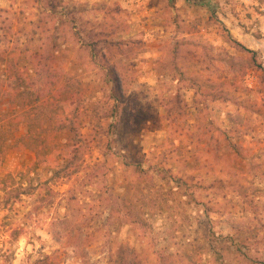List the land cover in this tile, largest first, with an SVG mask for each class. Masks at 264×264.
<instances>
[{"label": "rangeland", "instance_id": "374dc122", "mask_svg": "<svg viewBox=\"0 0 264 264\" xmlns=\"http://www.w3.org/2000/svg\"><path fill=\"white\" fill-rule=\"evenodd\" d=\"M35 52L66 114L8 79ZM30 118L57 165L75 119L78 171L33 168ZM1 133L0 264H264V0H0Z\"/></svg>", "mask_w": 264, "mask_h": 264}, {"label": "trees", "instance_id": "16d2710c", "mask_svg": "<svg viewBox=\"0 0 264 264\" xmlns=\"http://www.w3.org/2000/svg\"><path fill=\"white\" fill-rule=\"evenodd\" d=\"M192 3H201L203 0H186ZM28 61L26 62V65L22 66V68H17L15 64H11L7 68V75L8 79H14L16 82L19 83L22 87H25L30 90V92L33 93L34 95V102L36 103L37 101L40 100V93L43 91L45 92L44 88L47 86V84L50 85V87H53V90L59 91L60 94L62 95H67L64 98V96H59L60 98L57 99L58 97L56 96L53 97V101L59 102L60 107L59 109L61 110L62 114H66V111L68 110L67 106V101L72 100V97H75L77 100L81 98V95L76 88V83L73 82L72 78L67 76L63 70L59 71L60 75L57 76L55 75L56 72L53 71V69L49 68L48 65H43L42 58H40L38 53H34V58H28ZM236 58L230 59V64L231 66L235 65ZM13 65V66H12ZM50 69V70H49ZM201 79H205V76H200L198 75ZM198 76L193 75L191 76V80L198 79ZM46 81H48L46 83ZM117 102L114 105V108L116 109L117 106H119L120 103V97L116 96L114 98ZM168 107V106H166ZM21 109H24L23 106H20ZM18 110H14V113ZM111 111V110H110ZM171 110L168 107L167 114L170 115L169 113ZM11 113V112H10ZM9 113V114H10ZM13 113V112H12ZM6 113V118H7ZM8 114V116H9ZM15 115V114H14ZM12 116L9 118L8 123H12L17 117H22L24 116L23 113L19 114L18 116ZM79 118V116H78ZM79 121V119H78ZM29 130L28 133L22 137L21 141L25 146H29L31 149L34 150L36 159L33 164L34 167H40L41 165H52V170L54 172V175L56 176L59 173H64L68 172L71 169H74V171H78V163L82 159V152L86 149L87 144H86V139L80 132L81 130L75 125L76 121L75 119L71 120V131L73 133V142L71 147L66 150V155H65V164H54L52 163L51 159L48 158L46 155L53 154L55 152L54 145L50 143V141H44V146L40 143V136L37 135L36 133V126L34 119L30 118L29 122ZM131 126V130H133L135 133L140 132L143 129V126L141 122L139 121V114L137 113L135 117L132 118V121L129 123ZM35 129V130H34ZM41 135V134H40ZM2 133L0 134V166L3 163V156L6 153L7 149L9 148V145L7 144L5 139L1 138ZM2 139V140H1ZM43 147H42V146ZM30 169L25 172V176L30 174ZM232 237H228V239H231ZM232 240L234 241V246L236 249L239 251L243 249L244 246L241 245V240L239 238H236ZM245 248V247H244ZM131 254V255H130ZM130 254H125L122 256V263L124 264H140L138 261L135 260L133 257V254L130 252Z\"/></svg>", "mask_w": 264, "mask_h": 264}]
</instances>
